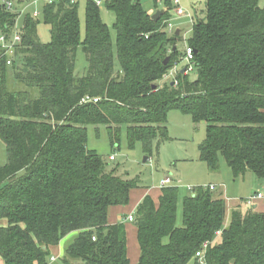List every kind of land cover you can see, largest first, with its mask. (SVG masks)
Returning <instances> with one entry per match:
<instances>
[{
  "label": "trees",
  "instance_id": "trees-1",
  "mask_svg": "<svg viewBox=\"0 0 264 264\" xmlns=\"http://www.w3.org/2000/svg\"><path fill=\"white\" fill-rule=\"evenodd\" d=\"M21 1L0 0V37L8 41L21 17L9 4ZM260 2L205 0L188 41L197 77L180 73L176 86L163 80L179 62L180 36L166 33L167 13L154 21L139 0H105L116 18L115 46L93 1L83 41L72 0L44 7L49 44L39 41L38 17L24 16L11 66L0 44V140L8 154L0 166L2 264H130L125 225L110 224L109 209L127 206L140 182L118 177L88 149L90 126L106 127L113 145L125 128L131 148L140 142L146 155H158L168 115L179 111L207 124L200 153L211 171L223 157L235 179L252 173L264 182ZM79 48L88 63L83 76L75 75ZM178 202L179 190L166 187L158 206L147 195L137 207V264H200L196 254L207 243V264H264V213L236 209L224 227L225 200L198 188L184 198L178 227ZM73 233L60 263L50 262Z\"/></svg>",
  "mask_w": 264,
  "mask_h": 264
},
{
  "label": "rangeland",
  "instance_id": "rangeland-1",
  "mask_svg": "<svg viewBox=\"0 0 264 264\" xmlns=\"http://www.w3.org/2000/svg\"><path fill=\"white\" fill-rule=\"evenodd\" d=\"M50 0H22L21 3H16L12 7V11L18 13L21 17L15 29H19L22 24V19L25 15L39 14L38 19L40 21L38 26V38L42 44H49L51 42L50 27L45 24L43 19V9L48 5ZM89 1H93L96 4L100 3L99 9L101 12V18L103 22L109 27L111 37L114 46L116 45V31L114 24L116 21L114 13H112L106 6L104 0H74L77 4L78 15L81 22V38L82 41L86 35V10ZM147 12L157 13L158 11H164L168 14L169 20L173 26V29L180 30L182 34L178 38L176 48L179 53V62L176 64L170 75L163 80L164 83H174V86L178 83V75L183 70L192 67V69L184 74L190 80H195L197 77L196 71L185 56L186 47L188 41L191 38V32L193 28L192 18L193 15L205 10V0H177L180 3L181 8L187 14L179 17L176 14L175 7L170 5L168 0L156 7L155 0H139ZM175 1V0H171ZM260 6L264 7V0H261ZM166 33L169 34L166 30ZM116 53V52H115ZM115 66L119 68V62L117 55L115 54ZM88 67L86 55L79 48L76 59L75 75L83 76ZM9 79L13 82V74L9 72ZM207 136V124L202 122L195 124L192 121L190 115L183 114L179 111H171L168 115L167 121V137L157 155L154 152L151 156L146 155L143 150V144L137 142L133 148L130 147L127 133L125 128L117 137L116 144L111 143V139L108 130L104 126L88 127V149L95 151L102 157L109 165V170L116 169V175L126 180L138 179L140 185L146 189H152V191H160L161 183L168 177L172 182L165 187H175L179 190V202L177 209L176 224L178 227L183 226V200L185 197L191 194V191L198 188H210L212 194L215 195L218 192H226L228 198L234 202L239 201L241 210H249L250 207L241 199L250 198L256 190L251 191L248 183L251 177L258 180L257 177L248 173L245 183L242 179H235L231 169L228 167L223 157L219 158V169L217 171H211L207 164L202 160L200 147L204 143ZM114 156L115 161H110V157ZM145 158H148L144 162ZM8 154L5 144L0 140V166H4L7 163ZM163 189V188H162ZM133 192V191H132ZM131 192V194H132ZM264 194V190L262 191ZM130 194L131 206L132 202L137 198L138 193ZM226 201V200H225ZM253 205H256L255 203ZM126 207V206H125ZM138 207V206H137ZM136 207V208H137ZM136 208L134 214L136 216ZM234 209V207L232 208ZM127 213V212H126ZM230 211L228 212V214ZM229 217V215H228ZM229 218L226 217L224 227H227ZM136 220V218H135ZM135 222V221H134ZM133 225V224H132ZM72 236H67L60 243V255L57 256V263H60L64 256V250L66 244L72 239ZM220 241V235L216 237L213 244H218ZM52 255L54 251H52ZM56 257V256H54ZM1 261V260H0ZM2 262V261H1ZM1 264V263H0ZM189 264H193L190 262Z\"/></svg>",
  "mask_w": 264,
  "mask_h": 264
},
{
  "label": "crops",
  "instance_id": "crops-1",
  "mask_svg": "<svg viewBox=\"0 0 264 264\" xmlns=\"http://www.w3.org/2000/svg\"><path fill=\"white\" fill-rule=\"evenodd\" d=\"M155 5H156V7H158L157 4H155ZM148 14L151 16L154 15V13H152V12H148ZM181 34H182V32H181ZM246 175L241 177V178H238L237 180L242 179L245 183H247L246 182V177H247ZM248 185L250 186L251 191L253 190V192H254V190H256V193L255 194L253 193V195L250 196V198L256 196L258 193L263 194L262 191L264 190V182L261 181L260 179L256 180V179L251 177ZM132 191H131L132 192L131 196L135 192L138 193V196L132 202L131 206H126V207L125 206H116V207H111L109 209V223L112 225L117 224V223H123L125 225L126 234H127V247H128L129 261H130V264H137L139 261V258H140V247H139V244L137 241V227H136V223L130 222L128 218L130 215H133L134 218H136V216L134 214V210L137 206H139V204L142 202L144 197L147 195L151 196V198L153 199L156 206H158L159 205V199H160L161 192H162V188L160 191L156 192V191H152V189L143 188L140 185L139 188L134 189ZM226 193H227V191L226 192H218L215 194V197L219 198V199L226 200L225 201L226 202V208H227L226 217L229 218L228 219L229 220L228 225H229L232 211H234L236 209L241 210V206L239 205L240 200H238V202H234V200L231 201L230 198L227 197ZM247 199H249V198H247ZM247 199H241V200L243 202H245V200H247ZM255 204L256 205H253L252 207L249 206L250 209H254L257 212L264 213V194H263L262 199H258L255 201ZM233 207H234V209H232ZM136 210H137V208H136ZM249 210H245L243 212H247ZM229 211H230V213L228 214ZM228 215H229V217H228ZM75 235H77V233H73L70 236L74 237ZM59 247L53 249L55 255H52V256L53 257L56 256V257H54L56 259H57V256L60 255V251H59L60 248ZM1 264H2V262H1Z\"/></svg>",
  "mask_w": 264,
  "mask_h": 264
},
{
  "label": "built area",
  "instance_id": "built-area-1",
  "mask_svg": "<svg viewBox=\"0 0 264 264\" xmlns=\"http://www.w3.org/2000/svg\"><path fill=\"white\" fill-rule=\"evenodd\" d=\"M59 0H50L49 3H53V2H57ZM72 2H74V0H72ZM163 2V0H155V3L159 6L161 3ZM170 4L173 5L175 7V11H176V14L179 16V17H182V16H185L187 13L185 11H183V9L181 8L180 6V3L175 0V1H171L169 0ZM100 3H98L99 5ZM9 8H12V5L9 4ZM39 14L36 13L34 15V17H38ZM165 24H166V30L169 32V34H172V35H175L176 31L173 29V26L169 20V18L165 21ZM22 41V38H21V35H20V32H19V29H16L15 31V34L14 36L12 37V40L11 41H8L7 38L5 36H1L0 37V44H2L3 46V49L5 50V55L7 56L8 58V61H7V65L8 66H11L12 65V59L15 55V51H16V46L17 44L21 43ZM194 54H195V51L194 49L190 46V45H187L186 47V51H185V56L187 58V60L190 62V65L194 67ZM192 69V67H189L188 69L184 70V72L188 73L190 70ZM172 72V71H171ZM170 75V73L168 75H166L164 77V79H166L168 76ZM94 103H97L98 100L97 99H94L93 100ZM115 157L114 156H111L110 157V161H115ZM172 180L171 178H166L162 183H161V188H166L165 186L169 183H171ZM209 189L213 190L214 188L213 187H210ZM263 198V194L261 193H258L256 196L254 197H251L247 200H245V203L252 207L253 204L255 203L256 200L258 199H262ZM129 221L130 222H134L135 221V218L133 215H130L129 216ZM221 233L219 232L218 235H220ZM95 240V239H94ZM209 244H204L203 248L201 251L197 252L196 254V258L199 260V263L200 264H207L206 260H205V254H206V251L207 249L209 248ZM57 259L52 257L50 259V262H55Z\"/></svg>",
  "mask_w": 264,
  "mask_h": 264
},
{
  "label": "water",
  "instance_id": "water-1",
  "mask_svg": "<svg viewBox=\"0 0 264 264\" xmlns=\"http://www.w3.org/2000/svg\"><path fill=\"white\" fill-rule=\"evenodd\" d=\"M163 14H164V11H158L156 14H154L152 16V20L158 21L163 16ZM180 34H181V31L180 30H177L176 33H175L176 36H180ZM175 50H176V47L174 48V51ZM169 60H170L169 57L166 58L165 61H164V65H167L168 62H169ZM182 74H184V70L182 71ZM172 86H174V83H172ZM147 160H148V158H145L144 162H146Z\"/></svg>",
  "mask_w": 264,
  "mask_h": 264
}]
</instances>
